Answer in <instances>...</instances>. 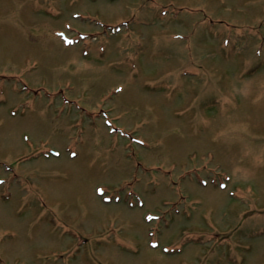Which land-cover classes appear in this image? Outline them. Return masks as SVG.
I'll return each instance as SVG.
<instances>
[{"label": "rangeland", "instance_id": "374dc122", "mask_svg": "<svg viewBox=\"0 0 264 264\" xmlns=\"http://www.w3.org/2000/svg\"><path fill=\"white\" fill-rule=\"evenodd\" d=\"M0 180V264H264V0H0Z\"/></svg>", "mask_w": 264, "mask_h": 264}]
</instances>
